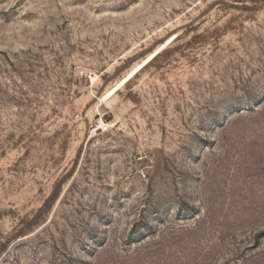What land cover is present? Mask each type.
I'll use <instances>...</instances> for the list:
<instances>
[{
  "label": "rangeland",
  "instance_id": "1",
  "mask_svg": "<svg viewBox=\"0 0 264 264\" xmlns=\"http://www.w3.org/2000/svg\"><path fill=\"white\" fill-rule=\"evenodd\" d=\"M0 264H264V0H0Z\"/></svg>",
  "mask_w": 264,
  "mask_h": 264
}]
</instances>
